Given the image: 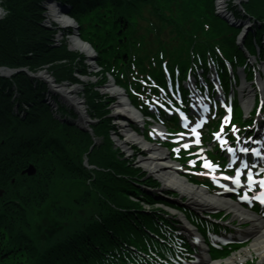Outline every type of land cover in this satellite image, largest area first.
<instances>
[{
	"label": "trees",
	"instance_id": "16d2710c",
	"mask_svg": "<svg viewBox=\"0 0 264 264\" xmlns=\"http://www.w3.org/2000/svg\"><path fill=\"white\" fill-rule=\"evenodd\" d=\"M61 1L71 5L70 16L78 22L80 36L95 48L102 66L99 82L85 88V94L88 113L97 119L94 131L103 141L87 155L90 134L54 117L44 102L47 86L43 81L24 72L0 76V188L5 189L0 197V264H112L120 261L119 246L144 241L149 238L148 229L158 230L161 220L170 222L163 217V209L154 206L155 197L140 187L154 188L159 183L153 178L142 180L145 172L114 147L109 98L100 93L112 69L128 76L134 61L144 63L150 56L158 62L152 74L162 79L158 51L148 47L146 34L153 31L160 44L170 45L168 39L173 36L181 40L179 52L185 57L176 54L173 62L181 63L183 72L190 55H214L218 48L239 65L246 62L237 43L242 28L216 13L215 0ZM4 5L8 13L0 19V66L27 67L33 72L48 66L56 81L72 83L80 81L77 74L89 73L87 57L70 50L65 39L53 46L56 30L42 26V0H5ZM229 5L237 18L254 22L255 31L248 33L244 47L254 53L258 44L263 54L264 0H246L241 9ZM144 8L151 10L157 22L142 23ZM217 53L214 56L221 61ZM59 108L65 112L66 108ZM84 154L91 168L83 164ZM29 163L37 167L34 176L21 173ZM60 183L88 187L76 198L81 213L74 215L72 207L58 208V231L43 239L42 233L34 235L32 219Z\"/></svg>",
	"mask_w": 264,
	"mask_h": 264
},
{
	"label": "rangeland",
	"instance_id": "374dc122",
	"mask_svg": "<svg viewBox=\"0 0 264 264\" xmlns=\"http://www.w3.org/2000/svg\"><path fill=\"white\" fill-rule=\"evenodd\" d=\"M224 1H226L227 4H229V3H232V4L241 3L242 4L243 2H245V0H224ZM53 2H54V5L56 7L57 6L60 7L58 5V0H53ZM218 2H219V0H217V3ZM226 3L223 5L220 4V8L224 7V5H226ZM4 4H5V0H0V19H3L8 13V9L6 8V6ZM63 5H65L68 8L70 6V5L68 6L66 4H63ZM218 9H219V6H218ZM46 12H47V9H44V11L42 13L44 15L42 26L44 28H48L49 30H53V29L56 30V32H54V37H53L54 44L58 45L62 40L65 39L70 50H72L74 52H78V53L87 57L86 63L88 65L87 70L89 73H87L86 75H78L77 74V76L80 79V81H78L77 83H72V81H70L68 79H64L62 81L61 80L58 81V84L65 85L68 88H75V87L77 88L76 92H73L72 95L75 96L77 94L76 97L79 99V104L81 103V105H83V107L86 110L87 115L89 116V113H88L89 107H88L87 102H86L87 98H86V94H85L86 93L85 88H88V86L91 84L98 83L100 77H102V75L99 74L101 70H99V68L96 65V60H97L98 54L97 53L95 54V52L91 48V54L93 55V57L91 58L87 54V52L82 51V50L77 49V48L72 46L73 45L72 39L75 36L77 38L79 37L77 34L78 28H77V24L75 22L76 20L72 23L71 26L62 28L64 26V24H60V23H58V21H50V22L47 21ZM143 14H144L145 19L142 20V23L145 26H149L150 22H153V23H155V21L157 22V18H155L152 15L151 10L149 8H144ZM253 23H254L253 20H251L249 18H245L243 20L237 21V25L240 24L243 27V33L240 35V38H239L240 41L244 38V33L248 29L249 30L247 31V33H249L252 30V28L254 26ZM250 27H251V29H250ZM142 33L145 35L147 32L145 29H143ZM145 39H146V42L148 43V47L156 48V50L158 51L159 60H160V55L163 54V58L160 61V63L166 61V59L169 56H171L174 60V56L176 54L181 53V52H179L181 40H179V38L177 36H173V37L168 39V43L170 45H168L167 43L160 44L158 41L156 42L155 33L153 31H150V35L146 34ZM255 45H257V44H255ZM242 49L245 52L246 49L243 47H242ZM255 49H256V51L254 53L250 52L254 56L249 57V62L251 65L252 64L254 65V69L256 71H254V69H253V71H250V74L248 73L250 80L244 79L245 73L242 71L241 72V77H242L241 82L239 83V85L236 88V91H238L237 95H240L239 96L240 97V99H239L240 104H242L241 100L243 99V92L241 91L243 86H247L249 91L252 90V93H254L253 97H255V94L258 95V92L261 93V91L262 92L264 91V84L263 83L259 84V81L260 82H261V80L264 81V52H263V56L261 55L262 57L259 58L258 54L261 51V47L255 46ZM263 49H264V44H263ZM52 75L54 76V74H52ZM113 80L114 79L111 76L108 78V76L106 75V79L103 81L102 86L100 87V93H102L103 95H107L109 98V100H107V102L109 104L107 106V108L110 110L109 116L111 117L110 119L112 122L111 140L113 141L115 147L121 151V153L123 154V157H125V159L127 161L132 163L134 166L141 168V170L145 172L144 173L145 176L142 177L143 180H145L147 178H153L159 183V187L155 188V190H157V191H155L156 192L155 196L157 198H163V199L169 201L170 203L175 204L178 207V209H177L176 207L172 208V207H169L166 205V209L170 211L169 213H171L170 219H176L178 221L177 223L179 224V227L183 228V226L186 225V226H189L190 228H192L194 230L195 229L194 227H191L190 225L186 224L187 218H186L185 214L186 213L188 214L190 211H196L198 213H205L207 211V213H208L209 209L200 210V208H196V207L190 205L189 200H188L189 197L187 195L182 194L178 190L163 189L162 188L163 187L162 182L157 177H155L153 174H151L147 169H145L139 163L140 158L144 157L147 154V151L144 150L141 147V145H139L137 143H133V144L130 143L127 147L116 146L117 139L124 137V134L122 133L123 129L119 128L118 125L122 122H125L126 126H127L126 128L128 130H130L131 133H133L132 128H135V127H134V125H132L131 120L130 121H126V120L122 121V119H120L119 117H117L115 115V113L117 112L118 107H119L120 96L115 94L113 91H111L110 89L107 88L108 84H114ZM257 85H258V87L256 88ZM118 88H120V87H118ZM119 90L121 91V93H123L122 97L124 98L125 97L124 91L122 89H119ZM244 93H246V92H244ZM53 98L57 100V102L59 103V106H61L60 104H62L64 106V108H66L68 110L67 114H63L60 111V108L58 107L57 113H59L62 117H66L68 120H70V122H76V124H73L71 126H75L77 128H80L79 125H81L83 127L85 126L88 129V131H85V132L89 133L91 136L90 137L91 142H92L91 143V149L98 147L99 144L103 141V137L100 135H97L96 132L94 131V126H95L94 124H96L97 121L92 120L91 119L92 117L89 116L88 122L86 121L87 124L86 123L80 124L78 122L80 116H79V113H78L73 101H70L68 98H66L67 99L66 103H68V104H66L65 101H63V98L60 94L53 95ZM124 100H126V99H124ZM57 120L60 123H65V122H62L61 120H59L58 118H57ZM134 121H135V125H137L138 127H140V129H142V127H143L142 122L141 121L138 122L137 120H134ZM94 122H96V123H94ZM142 133H143V131L138 132V135L140 138L143 137ZM156 147H160V146H156ZM89 149H90V147H89ZM163 150L165 152L167 151L165 149H163ZM83 160H84L83 164L85 166H87V168H91L92 165H89V163H87V157L85 154H84ZM22 174L24 175L25 173H22ZM86 189H88V187L83 183H78V185H76L75 183H72V184L60 183L58 185V187L55 188V190H54L55 195L53 196V198L46 204L45 207L40 208L39 212L36 211V213L34 214L33 219H35V221L37 220V222H38V223H36L32 219L33 226L36 227L35 231L33 232L34 235L37 236V233H38V235H39V233H42L43 239H45V238L47 239V238H49L50 235L53 236L58 231L59 222H61L60 220H58L59 216L56 215V210L58 208L70 209L72 207V208H74V212H75L74 215H77V214L79 215L81 213V211L78 208V206H80V204L76 201V198L77 197L79 198L81 196V194H83L85 192ZM146 191L149 193L153 192V191L148 190V189ZM54 206H57V207H55V209H54ZM146 208H148V207H146ZM181 208H183V210L186 213H183L181 211ZM220 209H215V210H220ZM224 210L226 212H228V214H229L228 215L229 220L227 222L237 220L238 221L237 225L242 226V230L244 232L247 231V229L250 227V222H245L241 218H238L237 215H235V212H233L232 210L222 209L221 211H224ZM59 212L61 213L62 211L60 210ZM243 236L248 238V241H246V243H248V244L244 245L243 247H241L239 249L233 250L232 253L229 255L230 257L228 256V258H226L225 260L232 258L234 256L238 257L239 253H244L245 250L248 249L249 246H251V243L253 242V239H254V238H252L253 236L247 235V233L244 234ZM188 237L191 238L190 236H188ZM201 247L205 248V250L198 248V251H197L198 262L196 264H206V262H203L200 260V256L202 254H205V256H208L207 248L204 244H202ZM244 260H246V262H244L245 264H257V263H259V258L257 257V255L251 256L250 254H247L245 256V258L243 259V261ZM239 261H240V259L238 258L237 260H235V262L233 264H239L240 263Z\"/></svg>",
	"mask_w": 264,
	"mask_h": 264
},
{
	"label": "bare ground",
	"instance_id": "6f19581e",
	"mask_svg": "<svg viewBox=\"0 0 264 264\" xmlns=\"http://www.w3.org/2000/svg\"><path fill=\"white\" fill-rule=\"evenodd\" d=\"M225 3L226 1L219 0V4L223 5ZM45 5L47 8V21H58V23L64 24L65 26L72 25V21H70L67 17L60 15L61 8L58 6L56 7L53 0H46ZM72 44L73 47L87 52V54L92 58L93 55L91 54L90 47L76 36L72 39ZM0 73L7 74L8 71L0 70ZM44 75L47 79H50L49 76L46 74ZM49 81L51 83V80ZM261 82L264 84L263 80H261ZM58 86L59 87L54 86V84H50L52 90L58 91L70 101L74 102V105L80 116V122H88L89 116L87 115L83 105H81V103L79 104V99L76 97L77 94L75 96L72 95L73 92H76L77 88H68L65 85ZM114 86L115 84H108L107 88L120 96L119 107L115 115L122 119V121H130L131 118L137 120L140 117V114L135 111L130 103L124 100L122 97L123 93H121L119 88ZM241 91L243 92V99L241 100L243 106L245 108H250L253 104L254 93H252V90L249 91L247 86H243ZM118 126L119 128L123 129L122 133L124 134V137L117 139L116 146L127 147L130 143H137L141 145V147L147 151V154L140 158L139 163L162 182L163 189H175L182 194L187 195L189 197V204L196 208H200V210L224 208L226 210H232L235 212V215H237V217L241 218L243 221L250 222V227L244 233L253 236L252 238L254 239L251 243V246H249V248L246 249L244 253H239L238 257L234 256L227 260H213L205 256V254H202L201 259L203 262H206V264H233L235 260L239 258V262L245 264L244 262H246V260L243 261V259L247 254H250L251 256L257 255L259 258V263L257 264H264V219L259 217L257 214L245 210L237 202L228 196H224L225 194H223L222 191L213 194L206 191L201 186H196L190 183L183 175L178 172L176 168L173 167L175 162L171 161L167 157V154L164 150L156 147L153 144L145 142L143 137L140 138L138 134L131 133L130 130L126 128L127 126L125 122L120 123ZM186 224L188 223L186 222ZM184 229L192 234L193 229L189 226L185 225ZM195 235L199 237V234L195 233Z\"/></svg>",
	"mask_w": 264,
	"mask_h": 264
},
{
	"label": "snow or ice",
	"instance_id": "6c2138e0",
	"mask_svg": "<svg viewBox=\"0 0 264 264\" xmlns=\"http://www.w3.org/2000/svg\"><path fill=\"white\" fill-rule=\"evenodd\" d=\"M225 120H227V117H225ZM192 132H193L197 137H199L200 133L196 131V128H193V129H192ZM214 135L216 136L217 139H220V143H221V144H224V143H225V141L221 138V133H220V132H216ZM195 143H196V144H199V143H200L199 139H197V140L195 141ZM189 146H190V145H189L188 143L183 144V148H188ZM240 150H241L242 152H247V151H249V149H247V148H241ZM173 151L178 153V152H179V149H178V148H177V149H173ZM201 151H202V149H201ZM228 151H229V152H232L233 149H232V148H229ZM252 151H255V150L253 149ZM189 163H190V164H193V163H195V161H191V160H190ZM203 167L206 168V169H215V168H217V167H219V166L213 164L211 161H209V160H207V159H204V161H203ZM241 167H246V165H244L243 161H241ZM241 167H237V168H235V170H234V171H235V175H233V176H225V179H227V180H231L234 184H236L237 186H239V185L242 183V179H241ZM221 175H225V174H224V173H221ZM254 182H255V181H254V177H253L252 171L249 169V170L247 171V180H246V183H247L248 185H252ZM259 186H260L261 189H264V177H261V178L259 179ZM224 187L227 188L228 185L225 184ZM239 198H240L241 200H248V199H249V196H248L247 193H245L244 195H241ZM256 198H257L261 203H264V192H259V193L257 194V197H256Z\"/></svg>",
	"mask_w": 264,
	"mask_h": 264
},
{
	"label": "water",
	"instance_id": "95a60500",
	"mask_svg": "<svg viewBox=\"0 0 264 264\" xmlns=\"http://www.w3.org/2000/svg\"><path fill=\"white\" fill-rule=\"evenodd\" d=\"M45 1L46 0H43V6L46 8V5H45ZM58 5L61 7V10L64 11V12H68L69 8L66 7L65 5H62L60 2H58ZM47 9V8H46ZM1 69H6L8 71L7 74H3V73H0L1 76H6V77H9V76H12L14 74H17L19 72H22L24 71L25 73H27L30 78H43V75L41 74V72H44V73H47V71H41V72H38V73H33L31 71H29L27 68H18V69H13V68H9V67H0V70ZM51 92V93H54V94H60L58 91H55V90H52L51 87L49 86L48 88V93ZM63 98V101H65V103L67 102V99L64 95L60 94ZM45 102H47L52 108H56L57 107V103L50 98V94H48V96L45 98ZM68 104V103H66ZM17 107V106H16ZM59 120H61L62 122H66L70 125H73V124H76V122H70V120H68L66 117H62L60 114H56L55 115ZM78 122L80 124H87V122H83L81 123L80 122V119L78 120ZM80 126V129H82L83 131H88V129L84 126ZM23 173H28L29 175H34L36 173V168L33 164H30L28 168L24 169L23 170ZM3 193V190L0 189V195H2Z\"/></svg>",
	"mask_w": 264,
	"mask_h": 264
}]
</instances>
